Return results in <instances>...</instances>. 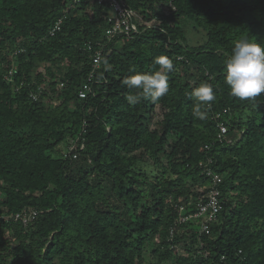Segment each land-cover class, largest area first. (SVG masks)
Returning a JSON list of instances; mask_svg holds the SVG:
<instances>
[{
  "label": "trees",
  "instance_id": "16d2710c",
  "mask_svg": "<svg viewBox=\"0 0 264 264\" xmlns=\"http://www.w3.org/2000/svg\"><path fill=\"white\" fill-rule=\"evenodd\" d=\"M124 1L0 0V264H264V0Z\"/></svg>",
  "mask_w": 264,
  "mask_h": 264
},
{
  "label": "built area",
  "instance_id": "2783aa9c",
  "mask_svg": "<svg viewBox=\"0 0 264 264\" xmlns=\"http://www.w3.org/2000/svg\"><path fill=\"white\" fill-rule=\"evenodd\" d=\"M81 0H73V4L68 3L67 9L65 12H68L69 9H71L74 5L79 3ZM93 2L95 0H86ZM99 3H107L110 5L109 14H108V21L109 26L106 30V34L108 37H114L117 35L125 34L127 36L138 33L140 31V26L142 25L143 18L140 16L141 14L138 13L136 10L129 8L124 0H98ZM173 9L175 6L172 5V2L169 3ZM66 18V13L63 14L62 17H60L57 22L55 23L54 27L50 31L51 35H54L57 31H59L62 27V24ZM139 21V23L137 22ZM151 24H149L147 27H150ZM91 48V47H89ZM91 58L93 59V65L95 68H100L101 66V59H102V53L101 51H98L96 53H92ZM13 69L10 71V75L6 78L9 81H13ZM92 74L90 75L89 81L92 79ZM43 86L39 87L38 89H42ZM91 89L90 82L84 83L83 87L79 91V97L85 98L87 96L88 91ZM38 90L37 92L31 93V97L35 100H37L41 94V91ZM219 116V114H218ZM219 128L221 130L220 132V140L224 141L227 140L225 137V134L227 133V126L224 124V122H219ZM79 144L78 139H68L67 144V153L70 156L72 155L73 158H77L79 156ZM84 148V144L82 143L80 145V149ZM205 148H209V146H206ZM207 175L213 176V186L208 190L207 196L205 199H202L198 203V211L193 215L189 216H182L180 221H185L186 219L191 218L192 216L195 217H201L204 216V221L202 225V231L209 232L210 230V222L216 219L217 214L222 208V203L220 199V189L218 187V184L222 181V176L219 173H216L212 168L206 167ZM183 210V206L180 207V211ZM37 215V211L29 210V212H24L23 215L17 214V218L22 217L23 222L26 224L29 222V220H33L35 216Z\"/></svg>",
  "mask_w": 264,
  "mask_h": 264
},
{
  "label": "rangeland",
  "instance_id": "374dc122",
  "mask_svg": "<svg viewBox=\"0 0 264 264\" xmlns=\"http://www.w3.org/2000/svg\"><path fill=\"white\" fill-rule=\"evenodd\" d=\"M184 24H185L184 26H185L186 32L193 40V43L195 45L200 43L203 36L205 35V31H203L202 29L195 28V23L193 21L189 20V21H186ZM261 59L262 57L257 56L256 63H260Z\"/></svg>",
  "mask_w": 264,
  "mask_h": 264
}]
</instances>
